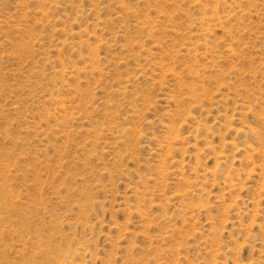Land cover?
Masks as SVG:
<instances>
[{
  "label": "rangeland",
  "instance_id": "1",
  "mask_svg": "<svg viewBox=\"0 0 264 264\" xmlns=\"http://www.w3.org/2000/svg\"><path fill=\"white\" fill-rule=\"evenodd\" d=\"M0 264H264V0H0Z\"/></svg>",
  "mask_w": 264,
  "mask_h": 264
}]
</instances>
